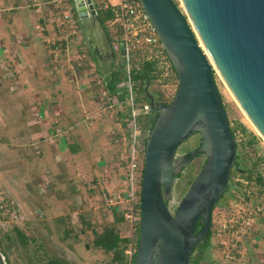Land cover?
Listing matches in <instances>:
<instances>
[{"label": "water", "instance_id": "1", "mask_svg": "<svg viewBox=\"0 0 264 264\" xmlns=\"http://www.w3.org/2000/svg\"><path fill=\"white\" fill-rule=\"evenodd\" d=\"M72 2L78 20L94 19L102 29L90 0ZM140 2L172 65L177 86L168 103L146 93L156 114L144 140L139 225L131 264H189L235 167L236 144L212 69L264 140V0H182L185 14L173 0ZM86 36L103 74L102 55L109 64L114 55L110 48L101 54ZM194 133L199 137L197 147L175 162L177 147ZM200 153L204 162L171 213L165 200L175 168ZM197 222L201 226L194 232ZM0 264H4L1 253Z\"/></svg>", "mask_w": 264, "mask_h": 264}, {"label": "crops", "instance_id": "2", "mask_svg": "<svg viewBox=\"0 0 264 264\" xmlns=\"http://www.w3.org/2000/svg\"><path fill=\"white\" fill-rule=\"evenodd\" d=\"M34 3L0 0V185L12 194L5 178L20 177L14 183L21 186V195L34 194L37 200L43 193L45 204L24 209L28 221L36 223V217L45 216L50 226L57 225L58 233L63 220L78 227L84 258L129 264L126 257L120 263L113 252L93 244L94 234L111 230L121 249L119 242L129 236L119 212L103 199L123 186L115 140L122 125L118 118L126 108L116 118L97 110L73 56L54 58L50 53L56 38L53 7L47 0ZM78 23L93 60L86 38L91 30ZM75 49L73 44L72 54ZM112 70L121 71V65L103 68L102 75ZM146 93L140 87L138 102L147 103ZM154 113L150 110L140 118L149 119ZM260 241L256 235L248 253L261 256Z\"/></svg>", "mask_w": 264, "mask_h": 264}, {"label": "built area", "instance_id": "3", "mask_svg": "<svg viewBox=\"0 0 264 264\" xmlns=\"http://www.w3.org/2000/svg\"><path fill=\"white\" fill-rule=\"evenodd\" d=\"M35 0L32 4L35 5ZM54 9L56 38L51 42L50 53L56 57L67 56L76 45L75 60L85 80L89 96L97 104V110L110 118H116L125 106L124 116L119 117L121 129L116 146L118 160L123 168V186L114 193L103 195L104 202L116 208L127 225L129 236L119 242L123 254L131 264L137 244L139 225L140 181L143 164L144 139L148 130L138 124L139 115L147 114V103L138 102V91L153 88L158 102L168 103L173 97L177 78L158 38L155 27L143 9L140 0H90L95 14L104 18L103 27L109 47L114 55L112 64H120L123 77L118 85L120 92H109L102 74L89 57L77 18L70 0H47ZM73 61V60H72ZM148 65V77L144 84L133 74ZM238 174L229 175L222 205L214 204L209 215V243L216 256L210 264H251L248 248H252L256 236V222L264 217V197L258 189ZM0 186V218L4 219L5 197ZM11 208V205H8ZM15 211V209H14Z\"/></svg>", "mask_w": 264, "mask_h": 264}, {"label": "rangeland", "instance_id": "4", "mask_svg": "<svg viewBox=\"0 0 264 264\" xmlns=\"http://www.w3.org/2000/svg\"><path fill=\"white\" fill-rule=\"evenodd\" d=\"M70 1L73 4L72 0ZM173 1L178 9L185 14L186 12L181 0ZM79 21L84 28L88 27L89 19H79ZM96 27L99 30L96 37L100 41H102V38L105 40L104 32L99 24ZM109 48L110 47H108V49ZM102 51L105 54L108 53L105 50ZM71 52L72 50L70 49L68 56H73L71 58L74 61L76 57L75 54ZM64 58L67 59L68 57L64 55ZM212 72L214 83L220 94L221 103L225 111L229 128L233 131L236 144L235 167L232 168L230 172L233 176L238 174L239 177L249 182L251 181V184H253L252 186L258 189L260 194L258 198L264 197V140L259 136L243 114L216 70L212 69ZM147 91L156 98L152 87L148 86ZM140 116L143 115H139L138 117L139 124L144 121ZM242 128L244 129L242 130ZM198 138V134L194 133L177 147L175 162H178L183 154L197 147ZM203 162L204 155L200 153L187 162L179 164L175 168L170 192L165 200L167 208L171 213L184 195L192 179L200 170ZM17 178L20 181L22 179L20 177ZM5 179L7 180L6 184L10 185V191L13 195L7 193L3 186L0 185L4 190L3 194H5L7 198L5 210L3 211L5 213L4 219L0 218V253L4 260V264H40L42 259H49L50 257L52 259L55 258L61 264H112V262H107L105 258L100 259L93 256L84 258L81 253L82 238L78 236L79 229L78 227H71L72 225L68 221L65 222V220H63V222H61L62 225L59 224V233L54 230L57 228V225L50 226L51 223L50 221H46L45 216L42 218L36 217V223H31V219L28 221L24 209H32L34 204L41 207V204L46 203L44 194L42 193V196L37 200L32 198L34 194L28 193L21 195L19 191L21 186H17L14 183V181L17 182L18 180ZM226 197L227 193H223L217 200V203L222 205ZM8 205L12 207L9 208ZM66 218L68 219L67 214ZM52 222L54 223L55 221L52 219ZM256 230V235L261 240L259 247L261 256L257 255L258 253H254L253 255L252 253L248 254L251 264H264V217L258 218ZM211 249V242L203 249H200L198 246L195 247L189 257V264H210L212 260L216 258ZM195 261L197 262L195 263Z\"/></svg>", "mask_w": 264, "mask_h": 264}, {"label": "trees", "instance_id": "5", "mask_svg": "<svg viewBox=\"0 0 264 264\" xmlns=\"http://www.w3.org/2000/svg\"><path fill=\"white\" fill-rule=\"evenodd\" d=\"M107 16H108V13H105L104 15L98 14V18H99L100 23L102 25H103L104 18ZM149 69H150V67L148 65H146L145 67H143L138 72H135L133 74V78L135 80H137L140 83V85L144 84L146 78L148 77ZM102 77L105 80L106 88L108 89L109 92L118 91V85L121 82L122 77H123L122 71H120V70L119 71H117V70L113 71L112 70L107 75L106 74L102 75ZM122 93H123V88L121 87L120 92L118 93V96L120 99H122V97H121ZM155 114L156 113H154L153 117H151L149 119L148 118L144 119V121H142L141 124L138 123L140 125V128L144 129V127H146V130H149V127H150V125H151V123L155 117ZM243 129L244 128H242V130ZM230 131H231L232 136H234L232 129H230ZM143 143H144V141H143ZM200 226H201V223L197 222L195 225L194 232H196L200 228ZM118 241L119 240H118L117 235L114 234L113 232H111V230H108L102 234H94V238H93V244L95 246L101 248L104 251L113 252L114 259H116V261H119L121 263L124 260L125 256L123 254L122 248L121 249L118 248ZM208 243H209V231H207L206 236L204 237L203 241L201 243H198L195 247L198 246L200 249H203V248L208 246ZM189 261H190V258H189ZM196 262L197 261H195V263ZM40 264H61V263L56 259L46 258V259H42Z\"/></svg>", "mask_w": 264, "mask_h": 264}, {"label": "flooded vegetation", "instance_id": "6", "mask_svg": "<svg viewBox=\"0 0 264 264\" xmlns=\"http://www.w3.org/2000/svg\"><path fill=\"white\" fill-rule=\"evenodd\" d=\"M89 25H88V27H89V29L91 30V32H90V37H91V42H93V43H95L97 46V48L98 49H100L101 51L102 50H105L106 52H109V49H108V43L106 42V39L104 40L103 38H102V41H100L97 37H96V35H97V32L99 31L98 29H97V25L99 24L96 20H94V19H89V23H88ZM102 25V24H101ZM102 30H103V32L105 33V29H104V27H103V25H102ZM106 34V33H105ZM103 52V51H102ZM101 54H104V52L103 53H101ZM99 65H100V67H101V69H102V72H104L103 71V68H104V70H106V68H108V67H110V65L111 64H109V60L107 59L106 60V58L105 57H103V55H102V58L100 59V61H99ZM188 153V152H187ZM187 153H185V154H183V156L184 155H186ZM179 160H182V157H180L179 158ZM230 174H231V172H230ZM229 174V175H230ZM228 186V185H227Z\"/></svg>", "mask_w": 264, "mask_h": 264}, {"label": "bare ground", "instance_id": "7", "mask_svg": "<svg viewBox=\"0 0 264 264\" xmlns=\"http://www.w3.org/2000/svg\"><path fill=\"white\" fill-rule=\"evenodd\" d=\"M181 2H182V0H181ZM183 3V2H182ZM184 6V5H183ZM185 9V8H184ZM186 12V11H185ZM198 43H199V46L202 48V45H201V43L198 41ZM203 49V48H202Z\"/></svg>", "mask_w": 264, "mask_h": 264}]
</instances>
